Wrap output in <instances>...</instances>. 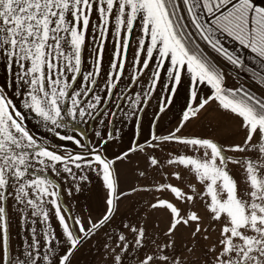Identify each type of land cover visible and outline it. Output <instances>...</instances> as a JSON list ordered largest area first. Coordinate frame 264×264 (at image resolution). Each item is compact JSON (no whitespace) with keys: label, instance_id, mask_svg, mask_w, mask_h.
<instances>
[{"label":"snow or ice","instance_id":"6c2138e0","mask_svg":"<svg viewBox=\"0 0 264 264\" xmlns=\"http://www.w3.org/2000/svg\"><path fill=\"white\" fill-rule=\"evenodd\" d=\"M0 68V264H264V0H0Z\"/></svg>","mask_w":264,"mask_h":264},{"label":"rangeland","instance_id":"374dc122","mask_svg":"<svg viewBox=\"0 0 264 264\" xmlns=\"http://www.w3.org/2000/svg\"><path fill=\"white\" fill-rule=\"evenodd\" d=\"M107 59L108 57L106 55L105 61H107ZM4 77H5L4 70L0 68V84L4 82ZM28 126L33 131L45 135L46 138L49 139L50 143L53 144L68 143V142H62L56 140L51 133H46L45 130L40 125H37L34 120H31V118L28 121ZM90 179H91V183L88 182L84 183L83 191H81L78 194L74 193L70 206L74 208L76 205H77L76 207H78L81 204H84L85 206H87V208L85 209L74 208L75 211L81 212V210H84V214H86L87 212H91L93 218H96L103 210L102 197L104 193L100 186V182L98 178L95 176V174H90ZM128 206H129V201L126 200L122 202L121 212L124 213V215L121 216L118 214L115 220L116 226L120 225L121 219L127 221L129 218H131L132 214L127 212ZM16 231L19 230L16 229ZM104 239L105 237L100 236L99 238H94L92 241H89L87 244H85L81 253L78 254L79 264H99L103 255L102 243ZM21 240H22V235H16L14 242L17 244V246H19Z\"/></svg>","mask_w":264,"mask_h":264},{"label":"crops","instance_id":"0c3cea01","mask_svg":"<svg viewBox=\"0 0 264 264\" xmlns=\"http://www.w3.org/2000/svg\"><path fill=\"white\" fill-rule=\"evenodd\" d=\"M77 206V205H76ZM74 207V208H77V209H85V208H87V206H85L84 204H81L80 206H78V207Z\"/></svg>","mask_w":264,"mask_h":264}]
</instances>
